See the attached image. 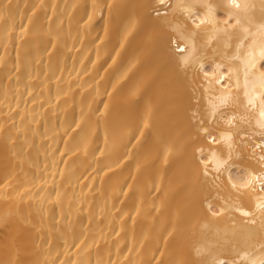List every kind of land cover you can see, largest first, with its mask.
Here are the masks:
<instances>
[{"label":"bare ground","instance_id":"6f19581e","mask_svg":"<svg viewBox=\"0 0 264 264\" xmlns=\"http://www.w3.org/2000/svg\"><path fill=\"white\" fill-rule=\"evenodd\" d=\"M262 151L264 0H0V264H264Z\"/></svg>","mask_w":264,"mask_h":264},{"label":"built area","instance_id":"2783aa9c","mask_svg":"<svg viewBox=\"0 0 264 264\" xmlns=\"http://www.w3.org/2000/svg\"><path fill=\"white\" fill-rule=\"evenodd\" d=\"M261 155H262L260 157V160L262 162L261 171L256 175L255 179L253 180L255 187H258V188H260L261 186H264V151L261 152Z\"/></svg>","mask_w":264,"mask_h":264}]
</instances>
